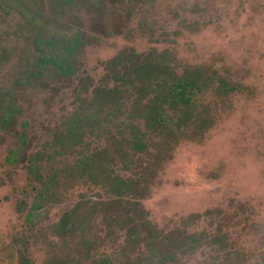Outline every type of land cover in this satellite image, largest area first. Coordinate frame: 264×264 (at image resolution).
I'll return each mask as SVG.
<instances>
[{
  "label": "rangeland",
  "instance_id": "1",
  "mask_svg": "<svg viewBox=\"0 0 264 264\" xmlns=\"http://www.w3.org/2000/svg\"><path fill=\"white\" fill-rule=\"evenodd\" d=\"M8 1L31 25L16 9H0V117L1 100L13 98L17 108L13 130L0 120V264H19L21 256L29 264H99L118 256L122 235L99 212L86 225L95 240L87 251L77 236L58 232L65 213L108 197L87 177L64 172L71 157L49 156L69 115L114 70L109 61L129 49L166 51L177 64L210 66L236 86L227 96L210 90L199 99L198 110L211 123L179 141L153 177L142 200L150 221L166 231L226 237L227 257L222 248L204 247L181 264H222L225 257L232 264L237 254L245 264H264V0ZM37 24L44 32L79 33L68 83L48 87L47 72L44 82L20 87L35 59ZM21 125L26 143L18 155ZM137 168L114 169L132 175ZM52 175L51 196L42 198V183Z\"/></svg>",
  "mask_w": 264,
  "mask_h": 264
},
{
  "label": "trees",
  "instance_id": "2",
  "mask_svg": "<svg viewBox=\"0 0 264 264\" xmlns=\"http://www.w3.org/2000/svg\"><path fill=\"white\" fill-rule=\"evenodd\" d=\"M6 8L16 9L27 25H31V18L19 6L3 0L0 9ZM39 27L37 24L33 28L38 32L33 49L35 59L20 87L29 86L32 81L39 83L41 79L44 82L47 72L48 87L66 84L74 75L80 35L52 28L44 32ZM108 64L114 70H108L105 79L91 88L87 101L69 115L54 136V155L49 156L54 160L57 154L68 160L71 157L64 172L87 177L104 190L108 200L78 204L62 216L58 232L64 237L77 236L87 251L95 240L85 230L86 225L99 212L123 239L118 256L100 259L99 264H181L204 247L222 248L227 257L224 235L210 237L206 232H190L184 228L168 231L157 228L150 221L142 200L178 142L209 127L208 114L198 110L201 96L210 90L227 96L236 86L210 66L177 64L166 51L151 50L143 54L124 50ZM1 101V126L13 130L17 124L14 100ZM21 127L15 136L17 148L13 154L24 152L26 126ZM95 138H103V142L95 143ZM117 164L124 170L135 164L139 168L132 175H126L114 169ZM30 169L39 173V166L34 162L30 163ZM54 176L43 181L40 197L47 193L51 196ZM226 257L222 264H230ZM19 264L29 263L21 256ZM232 264H245L244 256L237 254Z\"/></svg>",
  "mask_w": 264,
  "mask_h": 264
}]
</instances>
